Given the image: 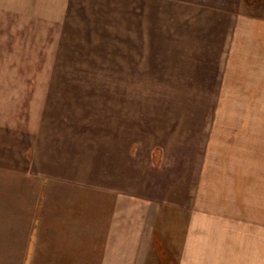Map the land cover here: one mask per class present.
Here are the masks:
<instances>
[{"label": "rangeland", "instance_id": "rangeland-1", "mask_svg": "<svg viewBox=\"0 0 264 264\" xmlns=\"http://www.w3.org/2000/svg\"><path fill=\"white\" fill-rule=\"evenodd\" d=\"M20 1L0 0V127L21 118L34 135V114L56 122L81 115L86 124L74 131L115 134L133 172L120 173L109 194L75 190L86 203L63 187L61 203L62 188L41 170L25 160L9 168L0 151V264H264V0H194L224 12V23L230 17L219 43L203 30L198 37L189 27L197 18L173 0L165 17L163 4L151 5L144 30L127 36L121 27L117 37L115 23L108 38L100 28L92 38L87 28L77 36L33 28L16 19ZM142 38L151 58L131 57L130 42ZM74 205L103 214L102 261L85 245L74 252L54 243L62 232L48 239L55 222L65 223L54 214L65 218ZM111 221L148 241L149 252L107 251Z\"/></svg>", "mask_w": 264, "mask_h": 264}, {"label": "crops", "instance_id": "crops-1", "mask_svg": "<svg viewBox=\"0 0 264 264\" xmlns=\"http://www.w3.org/2000/svg\"><path fill=\"white\" fill-rule=\"evenodd\" d=\"M167 1L168 0H22L14 11L17 20H29L32 22L31 27L33 28H68L67 31H70L73 36H77V33L79 35L81 30L87 28L88 32L91 34V38L93 36V31L97 29L99 32L102 30L101 35H103V37L108 38L110 29L116 27V24L119 28H114L113 32L116 33L117 37H119L121 27L126 31L127 36H129V31H127V29L130 30V28L137 27L144 30V27L149 25V23L144 25L145 20L150 21L151 19V5L157 4V2L158 4H163L162 10L160 9V14L163 13V17H165L168 11V7L166 6L168 3ZM173 1L182 4L180 8H183L185 14L188 12L187 8H189L192 13L191 19L194 17L197 18V23L193 24L191 22L189 27L192 28V31L194 30V33H197L198 37H202L201 31L203 30L207 37H212L215 43H219L217 39L223 34L224 29L229 27L231 23L228 22L230 17H227L225 19L227 22L224 23V12L218 9L216 10L214 6L208 7L194 0ZM23 3L24 5H22ZM199 5L205 8L202 9ZM136 6L139 9H136ZM138 10H140V13ZM143 18L145 20H143ZM216 21H219V24L217 23L215 25ZM175 24H178V20H176ZM178 25L176 27H178ZM162 26L166 27V24ZM231 26L232 25H230V27ZM175 32L176 38L177 36L180 38L181 36L178 30ZM194 33L191 32V38H194L196 35H194ZM185 37L187 38V36ZM100 41V44L105 43L103 38L100 39ZM79 42L80 44H84V40H80ZM91 42L99 43V41L94 42V39H92ZM177 42L179 44L181 43V41ZM134 43L138 52L130 53L131 57L135 58V55H144V57L147 56L146 59L151 58L150 52L146 51V47L144 46L150 44V40L146 41L142 38L141 43L140 41L139 43L131 41L130 45ZM144 50L145 52H143ZM189 53L190 51L186 50L184 52H176L175 54L177 59H185V55H189ZM48 102V99L44 100L46 108ZM50 117L53 116L48 115L44 117L43 115L42 117L40 114H34V117L32 115V117L30 116L28 118L27 123L29 126L32 125L30 128H36L38 130L36 133L37 135H31L26 130L24 131V128L19 127L21 118H18L19 120L14 124L12 122L15 121L16 117H1V120L6 119V122L0 127V151H8L4 159V164L8 165L7 167L17 168L19 164L25 160L26 163L29 162L31 169L33 168L35 171L41 170V173L45 174L47 181L62 188V191H58L60 195L55 196L56 201L64 203L66 193L63 187H70L71 189L68 195L72 199H75L74 203H86L87 197L83 202H81L82 200L80 201V199H76L78 196H74L76 193L75 190L79 188H90L100 195H102V193L109 194V192H113L111 190L112 188H117V180L120 173L127 174L129 171L133 172V168H129L128 166L130 159L126 156L129 151H126L127 148L125 149L124 147L123 151H120L122 147L120 148L115 134L106 137L100 132H88L85 130L74 131L75 126L70 125L80 123L86 124V118L83 116L81 117V115H69L66 117L67 120L65 122H62L65 117H63L61 122H56L55 118L51 119ZM39 124H43V126L44 124L47 125L45 132H39ZM55 125H62V127ZM30 138L32 139L30 140ZM100 195L95 197V204L102 202ZM73 210L69 211L65 218L62 215L59 217V215L54 214V222L65 220V223L63 222L64 225H61L55 222V224H53V229L47 231V236L60 235L62 232L61 234L65 238L56 241L52 240L54 243H68L73 247L72 250L74 252L75 250L79 251V247L85 245V247L87 246L85 251L91 252L92 249V252H98L99 260L102 261L104 244V239L102 237H104V231H101V229H103L104 224L103 214L101 211L97 212L95 210L89 212L86 208L80 210V207L78 208L77 206H75ZM111 219L113 220L115 217H111ZM105 224L111 226L110 231L107 233L108 236H110V240L107 243V251H111V253L114 252V254L116 251L124 250L130 251V253L149 252L148 248L150 244L145 239H140V237L137 238L134 233L120 231L114 221L110 223L106 222ZM116 227L117 231L114 230ZM120 232H122V234H120ZM49 236L48 239H51ZM49 241L51 243V240ZM154 244V247H156L155 250L157 251L159 247H157L156 239ZM118 246L122 247L118 248ZM139 246L140 249L138 248ZM132 256L133 258H138V256L134 257L135 254ZM141 256L143 257L144 254H141L140 257ZM57 259H59V257H57Z\"/></svg>", "mask_w": 264, "mask_h": 264}]
</instances>
